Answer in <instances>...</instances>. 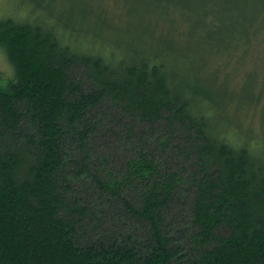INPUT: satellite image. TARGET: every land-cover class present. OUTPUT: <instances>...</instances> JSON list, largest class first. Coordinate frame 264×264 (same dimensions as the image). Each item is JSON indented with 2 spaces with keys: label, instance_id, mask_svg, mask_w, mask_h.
Here are the masks:
<instances>
[{
  "label": "trees",
  "instance_id": "obj_1",
  "mask_svg": "<svg viewBox=\"0 0 264 264\" xmlns=\"http://www.w3.org/2000/svg\"><path fill=\"white\" fill-rule=\"evenodd\" d=\"M48 24L0 19V264H264V139L209 59Z\"/></svg>",
  "mask_w": 264,
  "mask_h": 264
},
{
  "label": "rangeland",
  "instance_id": "obj_2",
  "mask_svg": "<svg viewBox=\"0 0 264 264\" xmlns=\"http://www.w3.org/2000/svg\"><path fill=\"white\" fill-rule=\"evenodd\" d=\"M6 16L62 29L71 24L75 42L93 50L107 52L121 38L154 37L163 39L155 43L161 50L167 41L209 59L203 75L236 94L228 107L233 124L264 139V0H0V19ZM15 73L0 45V86Z\"/></svg>",
  "mask_w": 264,
  "mask_h": 264
}]
</instances>
